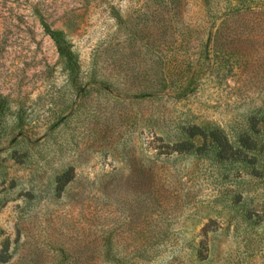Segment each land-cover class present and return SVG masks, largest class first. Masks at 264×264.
Instances as JSON below:
<instances>
[{
    "label": "rangeland",
    "instance_id": "1",
    "mask_svg": "<svg viewBox=\"0 0 264 264\" xmlns=\"http://www.w3.org/2000/svg\"><path fill=\"white\" fill-rule=\"evenodd\" d=\"M0 264H264V0H0Z\"/></svg>",
    "mask_w": 264,
    "mask_h": 264
},
{
    "label": "trees",
    "instance_id": "2",
    "mask_svg": "<svg viewBox=\"0 0 264 264\" xmlns=\"http://www.w3.org/2000/svg\"><path fill=\"white\" fill-rule=\"evenodd\" d=\"M51 37L56 42L58 51L65 56L67 59L70 60L72 63V52L70 50V46L67 44L66 40L63 37V34L61 32H50ZM197 136V134H191V138L194 139ZM213 142L211 143L216 149H218V156L222 157L224 153H226L227 148L231 149L232 146H230L228 139L222 132H212ZM179 147L181 149H187V150H194L195 149V143L193 141L186 142L179 144ZM200 150V148H199Z\"/></svg>",
    "mask_w": 264,
    "mask_h": 264
}]
</instances>
